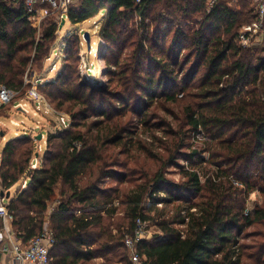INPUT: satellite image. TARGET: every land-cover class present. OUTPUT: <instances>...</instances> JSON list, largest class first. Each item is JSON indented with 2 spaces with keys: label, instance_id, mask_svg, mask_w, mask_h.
<instances>
[{
  "label": "trees",
  "instance_id": "trees-1",
  "mask_svg": "<svg viewBox=\"0 0 264 264\" xmlns=\"http://www.w3.org/2000/svg\"><path fill=\"white\" fill-rule=\"evenodd\" d=\"M37 8L48 13L39 28L22 1L0 0V84L7 89L23 85L17 80L18 53L32 49L35 60L46 58L60 29L61 16L47 5ZM104 10L99 31L105 53L116 50L117 58L132 47L126 58L130 64L116 71L119 62H108L105 69L109 80L117 78L120 90L78 80V37L66 41V50L63 40L59 43L67 67L56 82L38 85L37 90L56 109L69 112L71 129L49 135L50 148L35 169L30 139H10L0 151L2 189L10 194L19 184L18 192L3 204L13 217V231L24 242L37 236L60 185L69 197L49 217L56 240L52 263L102 259L104 264H131L123 245L124 228L119 226L113 234L111 226L103 224L104 216L116 213L113 203L119 189L101 185L107 180L127 184L131 177L121 171L126 164L107 149L123 143L128 145L125 153L133 150L134 144L127 142L131 126L120 120L126 111L145 117L155 100L185 97L188 130L175 143L161 144L165 156H158L164 164L180 168L185 180L175 183L157 172L124 193L120 204L125 206L126 233H132L137 219L156 221L162 235L139 242L142 264H264V242L239 244L246 229L264 227V205L248 213L245 206L251 193H264V47L252 51L235 42L240 26L254 19L252 2L218 0L208 11L204 0H141L138 5L134 0H79L68 9L66 21L77 25ZM134 18L143 32L148 19L151 32L138 35L134 28L129 30ZM90 117L98 120L78 128ZM187 136L192 148L184 144ZM184 146L190 150L182 152ZM146 158L157 155L148 153ZM179 160L186 168L178 166ZM24 181L28 186L21 190ZM146 201L149 209L144 208ZM173 203L178 205L170 216L157 208Z\"/></svg>",
  "mask_w": 264,
  "mask_h": 264
},
{
  "label": "rangeland",
  "instance_id": "rangeland-1",
  "mask_svg": "<svg viewBox=\"0 0 264 264\" xmlns=\"http://www.w3.org/2000/svg\"><path fill=\"white\" fill-rule=\"evenodd\" d=\"M78 2L79 0H73L72 5L75 7L78 5ZM105 12V10L102 11L96 19H91L77 25L70 24L64 20V18H61L60 20L57 19L59 20L58 25L60 29L56 33L55 41L49 47L46 58L35 60L32 49L18 53V61H20V63L19 65L16 63L19 72L17 80H23L22 87L18 90L7 89L4 85L0 84V151L10 139L26 137L30 139L31 146H33V156L31 161L34 162L37 168L39 167V164L43 163V154L45 150L50 148L47 146L49 135H57L71 129L72 119L69 112L65 109H56L55 105L51 103L46 96H44V98L43 94L40 95V92L37 90L38 85L56 82L60 75L65 71L68 62L66 63L65 52H62L61 45H59L62 40L66 50V41L68 39H73L74 36H77L79 39L78 45L80 51L77 56V62L74 64L78 71V80L85 83V85L88 84L98 88H107L108 85H110L111 90H120V87H118L116 83L117 78L115 77L114 79L109 80V77L105 74V69L108 68V62H111L110 64L119 62L117 69L111 67V70L116 69V71L124 67L126 64H130L127 62L128 60L126 58L129 56L132 47H127L122 50L121 55L117 58V54H115L116 50L111 52V49L108 48L107 53H105L104 43L100 38L99 31V26L105 21ZM32 21H34L35 25L39 28V23L35 20ZM139 22L138 18H134V22L129 25V30L134 28L138 35L151 32L153 26L150 25L148 19L145 21V24H147L148 27L144 32L141 30L142 26H139ZM69 31L70 33L68 34ZM73 60L74 59L71 61ZM4 89L9 93L7 100L6 97H1V92ZM186 104L185 97L177 99L176 102L161 98L155 100L150 105L145 117H135V115L126 111V114L120 118L121 122H128V126H131V131L129 132L132 134L130 137L132 139L127 142H132L134 147L129 153H125L127 152L125 151V148H127L128 145H123V143L118 146L109 147L107 149L108 152L105 148L107 153H115V158L119 163L126 164V167L121 169V171L126 173L127 176L131 175L127 184L124 183L119 185L107 180L101 185L102 188H109V186H112L113 188L119 189V199L113 203V206L116 208L115 215L112 217L104 216L103 220L104 225L111 226L113 234H116V230L119 226L124 228L122 231L123 234H127L126 230L128 221L125 218V206L120 204V200L123 198L124 193L134 186L145 183L148 178L157 172H163L165 178L172 180L175 183H182L185 180L180 168L164 164L163 159L165 153L159 146L166 142L173 144L180 138V133L183 135V131L187 132L188 128L183 112ZM117 111L120 112L115 105V112ZM109 112L111 111L109 110ZM94 120L98 119L90 117L86 123H83L82 127L78 128L85 129L84 124L90 123ZM96 133L97 131H91L92 136H95ZM185 138V146L186 144H190L192 148L193 141L189 140L188 136ZM126 139H124L125 142ZM185 146L184 149H181L182 152H188L190 150V148L186 149ZM57 150L58 149H56V151ZM148 153L157 155V158L147 159L146 157ZM158 156H162L161 158L163 159L159 160ZM178 164V166L184 168L187 166L183 160H179ZM206 166L207 164L202 167ZM86 178H88V176L85 177V181ZM27 183L28 182H26L24 189L28 186ZM234 184L241 187L239 184ZM18 190L19 184L11 188V193L9 195L14 196ZM61 191H65V194L61 193ZM0 193H3L4 196L7 193L5 189H2L1 184ZM61 194H63V196H61ZM68 197L69 194L66 188L64 189L60 185L57 186L54 200L49 203L48 209L44 215V225L47 223L46 218L49 219L50 214L56 209L59 203H61V201H66ZM4 200L6 201V199ZM177 205L178 203H173L168 206L158 204L157 208L164 210L168 213V216H170L174 213V209ZM262 205H264V193L255 191L254 193H251L246 200V213L252 211L256 206L258 208ZM149 206V201H146L144 203V208L149 209ZM149 212L150 216H155L156 218L157 214L155 212H151V210ZM77 214H79V212H77ZM148 223L150 238L147 242L155 241L156 239L154 240V238H156V236H159L158 239H160L162 234L156 226V221ZM46 227L51 229L49 220ZM176 228L184 230L185 226H176ZM260 231L262 232L258 235ZM254 235H258V237H254ZM256 241L264 242V227L261 225H253L246 229L239 238V244L250 245ZM87 264H104V262L102 259H94L87 262Z\"/></svg>",
  "mask_w": 264,
  "mask_h": 264
},
{
  "label": "built area",
  "instance_id": "built-area-1",
  "mask_svg": "<svg viewBox=\"0 0 264 264\" xmlns=\"http://www.w3.org/2000/svg\"><path fill=\"white\" fill-rule=\"evenodd\" d=\"M22 1L31 20L37 23L48 14L46 10L38 9L37 6L47 5L52 13H56L66 20L67 11L73 4V0H19ZM207 10H211L218 0H204ZM237 2L238 0H231ZM254 9V19L244 23L238 29L235 35V42L238 46L252 51L264 47V0H250ZM135 4L141 3V0H134ZM9 93L4 90L1 97H7ZM35 169V164H32ZM26 181L21 184V189L25 188ZM1 198L0 203V254L6 258L5 264H53L51 251L55 245V236L52 229L42 227V231L35 237L24 242L13 231V217L8 213ZM148 222L137 219L135 227L131 234H124L123 245L125 246L128 259L131 264H142V258L138 251V244L142 240H148Z\"/></svg>",
  "mask_w": 264,
  "mask_h": 264
},
{
  "label": "crops",
  "instance_id": "crops-1",
  "mask_svg": "<svg viewBox=\"0 0 264 264\" xmlns=\"http://www.w3.org/2000/svg\"><path fill=\"white\" fill-rule=\"evenodd\" d=\"M4 202H5V200H4ZM96 260H100V259H96ZM5 262H6V258L0 254V264H5ZM88 262H90V261H88ZM82 264H87V262H84Z\"/></svg>",
  "mask_w": 264,
  "mask_h": 264
},
{
  "label": "water",
  "instance_id": "water-1",
  "mask_svg": "<svg viewBox=\"0 0 264 264\" xmlns=\"http://www.w3.org/2000/svg\"><path fill=\"white\" fill-rule=\"evenodd\" d=\"M0 197H1L2 199H3V197H4V199L7 200V199L9 198V192H7L5 196L3 195V193H0Z\"/></svg>",
  "mask_w": 264,
  "mask_h": 264
}]
</instances>
